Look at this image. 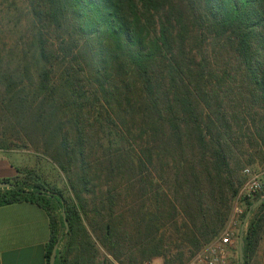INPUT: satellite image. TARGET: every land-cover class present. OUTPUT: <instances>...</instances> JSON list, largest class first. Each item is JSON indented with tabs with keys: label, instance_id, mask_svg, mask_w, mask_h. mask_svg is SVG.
<instances>
[{
	"label": "trees",
	"instance_id": "1",
	"mask_svg": "<svg viewBox=\"0 0 264 264\" xmlns=\"http://www.w3.org/2000/svg\"><path fill=\"white\" fill-rule=\"evenodd\" d=\"M23 1L0 37V150L39 144L71 196L26 171L0 206L45 212L47 264L57 241L53 264H186L223 230L247 149L264 162V0ZM262 196L264 173L241 220ZM242 254L264 264V203Z\"/></svg>",
	"mask_w": 264,
	"mask_h": 264
},
{
	"label": "crops",
	"instance_id": "2",
	"mask_svg": "<svg viewBox=\"0 0 264 264\" xmlns=\"http://www.w3.org/2000/svg\"><path fill=\"white\" fill-rule=\"evenodd\" d=\"M23 156L24 151L12 147L0 150V182L22 177L31 168ZM48 241L49 220L41 208L27 202L0 206V264H47Z\"/></svg>",
	"mask_w": 264,
	"mask_h": 264
},
{
	"label": "rangeland",
	"instance_id": "3",
	"mask_svg": "<svg viewBox=\"0 0 264 264\" xmlns=\"http://www.w3.org/2000/svg\"><path fill=\"white\" fill-rule=\"evenodd\" d=\"M13 3H14L15 8L19 10L21 13L25 12V4L23 0H0V31H1L0 37L1 36L3 37L2 41L6 42L7 43L6 45L10 44L8 41L9 39H12V38L16 39L18 36L17 34L15 35L12 34V28L14 29L15 25L17 27L23 26L24 20H25V18L20 17L18 25L14 23L16 19L14 17L15 14L12 11H8V10H12ZM7 7H9L10 9H7ZM0 131H1V127H0ZM10 145H11L10 146L11 148L13 145L15 146L19 144H16V142L15 143L11 142ZM15 149L22 150L25 152V157L23 156L22 159H25L24 160L25 162L31 164V168L29 170H26L27 173H31V175L35 177V179H37L39 182L45 185L54 186L57 189H60L64 197L69 198L71 196L67 188V183H66V179L64 175L49 161V159H47L45 156L41 154V148L39 147V144L31 145L26 149H23V148H15ZM247 151H248V154H247L248 156H246V159L248 160L251 159L252 162L250 163L248 162L247 164H244L243 170L247 169L249 171V176L244 175L243 170L239 173L241 180H242V184L238 188L237 194L239 193L242 186L252 177H254V179L258 181L261 185L262 174L264 173V162H261L258 157H255L252 154V152H251V157H250L249 155L250 149H247ZM235 197L231 201L229 216L223 228V230L225 228H228L231 234V241H232L231 245L228 246L226 249V256H225L226 264H237V255H236L237 235L239 232L240 224L242 222L241 220L242 215L239 216V215L234 214L233 208L238 207L242 209V211H244V205L246 203V202H243L241 199L236 201ZM220 233L218 235H220ZM215 239H213L212 241H214ZM97 260L103 261L106 264H109V262H114L112 259H110V257L104 255L102 251H99ZM158 261L161 262L160 259H158ZM150 262L145 263V264H150ZM259 262L263 264V258L261 259V261L259 260Z\"/></svg>",
	"mask_w": 264,
	"mask_h": 264
},
{
	"label": "built area",
	"instance_id": "4",
	"mask_svg": "<svg viewBox=\"0 0 264 264\" xmlns=\"http://www.w3.org/2000/svg\"><path fill=\"white\" fill-rule=\"evenodd\" d=\"M243 174L249 176V171L245 169ZM260 187V183L252 177L242 186L235 197L236 201L241 199L246 203L251 202L259 192ZM233 213L240 216L243 211L238 207H234ZM231 243V234L228 228H225L214 241L197 252L186 264H226V249Z\"/></svg>",
	"mask_w": 264,
	"mask_h": 264
},
{
	"label": "water",
	"instance_id": "5",
	"mask_svg": "<svg viewBox=\"0 0 264 264\" xmlns=\"http://www.w3.org/2000/svg\"><path fill=\"white\" fill-rule=\"evenodd\" d=\"M11 187L12 186L8 183L0 182V189H7V188H11ZM262 203H264V196L256 199L254 202H252L249 205V207L247 208V210L245 211V214H244V217H243L242 222L240 224L239 232L237 235V246H236L237 264H243L242 232H243L244 225H245L246 221L248 220L250 213L252 211H254ZM61 219H62V224H63V232L66 233L67 232V224H66V220L64 217V213L62 211H61ZM57 245H58V241L51 248L49 258H48V264L54 263Z\"/></svg>",
	"mask_w": 264,
	"mask_h": 264
}]
</instances>
